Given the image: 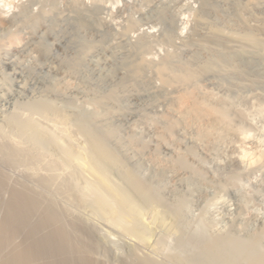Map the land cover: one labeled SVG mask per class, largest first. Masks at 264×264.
<instances>
[{
  "label": "bare ground",
  "instance_id": "bare-ground-1",
  "mask_svg": "<svg viewBox=\"0 0 264 264\" xmlns=\"http://www.w3.org/2000/svg\"><path fill=\"white\" fill-rule=\"evenodd\" d=\"M39 1L38 12L33 10L29 17L16 14L15 27L0 38V71L6 62L16 63L7 55L31 43L36 25L53 22L40 44L32 43L46 59L54 44L49 39L61 20L73 15L80 26H87L90 21L83 12L88 2L101 3L71 0L68 12H61L59 0ZM226 5L234 9V22L223 18L221 26L200 14L187 40L171 31L160 33L155 39L173 49L159 59L147 54L152 40L142 35L133 39L129 28L124 31L131 38L129 54L112 70H87V55L100 47L88 41L75 56L64 55L49 68L80 78L82 87L67 77L47 80L41 95L28 103V112L0 126V264H264V223L256 234L243 235L236 226L208 233L206 225L207 231L198 235L184 220L183 193L174 184L161 188L153 182L156 176L177 183L189 175L203 178L197 165L210 154L214 137L237 129L235 119L242 112L213 85L219 76L238 73L223 55L233 58L247 50L264 54V0H204L201 9L221 17ZM0 22L9 20L0 14ZM199 51L211 57L200 60ZM183 53L188 57L183 59ZM13 68L17 72L16 65ZM79 92L87 99H74ZM140 98L148 99V108L156 107L157 116L149 119L151 142L141 139L134 126L124 129L120 123L124 103ZM48 122L68 143L59 133L53 137ZM77 138L78 146L83 145L75 150ZM141 162L152 169L151 180L142 175ZM18 165L27 167L24 174L11 172ZM85 210L118 228L126 250L116 249L115 240L102 235ZM174 235L176 244L170 249L168 239Z\"/></svg>",
  "mask_w": 264,
  "mask_h": 264
},
{
  "label": "rangeland",
  "instance_id": "rangeland-1",
  "mask_svg": "<svg viewBox=\"0 0 264 264\" xmlns=\"http://www.w3.org/2000/svg\"><path fill=\"white\" fill-rule=\"evenodd\" d=\"M43 1L53 4L51 0ZM70 1L59 0L56 2L59 3L56 6L59 7V10L68 12L67 8L70 9ZM100 2L99 6H94L91 1L88 2L87 8L83 12L91 23L87 26L84 21L82 23L85 25L80 26L73 15L61 20L52 39L48 38L49 42L53 41L54 44L52 52L46 59L40 56L32 43L40 44L41 37L45 34L46 29L51 26L52 19L41 23V25H36L37 28L35 27L30 32L32 36L30 44L25 45L19 51H11L7 55L8 61L16 63L11 62L8 64L6 62L3 64V71H0V126L5 127L11 117L15 118L21 112H28L30 110L29 104H31L29 102L41 95L46 87L47 80L67 77L73 80L76 85L81 86L79 84L81 82L80 78H75L65 71L54 72L49 68L57 66L60 58L64 55L75 56L87 41L98 43L100 46L90 52L86 58L87 70L98 74L108 69L109 71L112 70L127 58L131 38L129 35V37L124 35L126 29L130 28L131 36L149 37L153 45H151L152 47L149 48L147 54L159 59L167 50L173 49L172 45L157 40L160 39L161 34L165 33V30L173 32L178 38L187 40L194 31L197 15L203 14L216 22L218 21L217 23L221 26L224 25L223 18L227 20L231 18L233 22L235 21L232 5L223 7L224 11L220 15L221 17L211 13H209L210 15L208 13L204 14L203 9H201L204 0H101ZM41 6L39 0H0V14L3 18L9 20L6 24L0 22V38L8 36L13 30L15 27L13 17L16 14L21 12V15L29 17L33 10L38 12ZM6 9L9 10L6 11ZM73 13L77 14L76 12ZM251 51L253 50H247V52L233 56V58L223 55L227 64L229 63L230 66L236 65L238 73L219 76L220 79L217 80L219 82L213 86L219 94L225 96L232 105L234 104L235 108L242 112V117L235 119L237 129L234 132L222 130L219 132V136L214 137L210 154L203 158L202 165H197L198 169L200 167L203 172V178H195V176L189 175L181 183L178 181V184L174 178L170 177L169 180L167 179L168 181H163V179L160 181L161 178L156 176L153 181H156L155 184H158L159 187L174 184L173 186L180 193H183L187 201V207L182 208L184 220L189 223L190 229L193 230L191 231L193 233L195 231L196 234L199 233L198 235L207 231L204 228L206 225H208L206 228H209L208 233H214V231L220 233L236 226L235 228L238 230L241 228L239 232L243 235L256 234L264 223V54ZM196 55L200 57V60H207L211 57L205 51L196 52ZM181 57L185 59L188 54L183 53ZM14 65H16L17 72L13 68ZM100 68L101 70H99ZM239 68L241 71H239ZM73 97L76 100L87 99V95L81 92L74 94ZM147 106H149L147 98L129 99L128 104L125 102L123 105L126 110L121 111L122 119L120 123L124 129L134 126L137 135L141 139L151 142L154 140V133L150 120L157 116V111L156 107L151 106L148 108ZM25 108L28 110L25 111ZM43 124L46 125L47 122L43 121ZM51 124L52 126L55 125L48 122V127L51 128L54 137L57 128L55 130ZM26 128V131H28V127ZM15 129H18V126ZM238 130L240 131L238 132ZM58 131L59 134L56 132L58 138L65 139V135H62L64 133ZM26 135L29 137L35 136L34 132H26ZM77 140L76 144H73L75 150L79 149H76V147L80 139ZM65 141L68 143L69 139H65ZM40 143L48 147L46 140L41 139ZM82 145L83 143L80 144V146ZM141 163L143 165L142 175L151 180L150 177L153 176L152 169L144 162ZM19 165L12 168L14 170L11 172H15V175H22L27 170V167L17 169ZM228 176L231 179L234 177L237 181L233 178L235 181L229 185L227 183L230 182V178L227 181ZM160 182L164 183L160 185ZM80 185L82 188H86L83 187V182H80ZM86 191L87 195L92 196L88 189ZM86 191L84 192L86 193ZM85 212L86 217L90 216L88 218H93L91 220L95 224L98 223L97 226L99 225L102 235L107 236L108 234L111 237L110 239L115 240L116 249L121 250V252L126 250L124 238L119 233L118 228L115 229V226L114 228L113 225L107 224L105 219L104 221L97 215L95 216L98 218H95V213L90 210L88 212L85 210ZM191 224H193V228ZM171 237L168 239V248H173L176 244L175 235Z\"/></svg>",
  "mask_w": 264,
  "mask_h": 264
}]
</instances>
